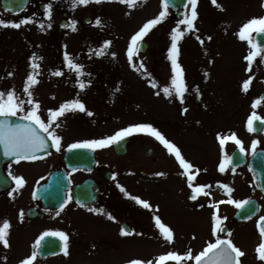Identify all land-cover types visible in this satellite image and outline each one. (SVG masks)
<instances>
[{
	"label": "rangeland",
	"instance_id": "374dc122",
	"mask_svg": "<svg viewBox=\"0 0 264 264\" xmlns=\"http://www.w3.org/2000/svg\"><path fill=\"white\" fill-rule=\"evenodd\" d=\"M48 3L53 4L51 20L45 12ZM217 5L212 0H198L194 29L189 32L186 26H180L185 35L178 43V63L183 68L188 88L183 103L175 95L169 97L163 93V87L170 85L173 75L168 55L171 32L178 23L170 10L144 37L148 51L134 57L137 66L142 61L147 71H135L127 57L131 37L148 20L158 16L162 10L161 0H138L133 7L120 0L99 3L90 0L87 5L76 7L72 0H33L26 11L15 16L3 13L0 8V18L5 20L33 17L36 21L19 29L0 27V91L14 87L17 95L27 99L23 87L31 71L30 58L35 54L43 58L37 61L39 83L32 89L33 98L40 103L42 119L47 122L48 109H58L68 100L79 98L86 106L85 112H69L59 119L60 126L55 128V133L62 137L59 152L54 149L51 156L38 163L20 162L10 166L11 173L23 176L26 183L22 186L15 183V188L9 192L12 195H0V221L11 222L10 246L0 243V264H20L37 251L36 241L46 231H63L68 235V254L63 251L60 256L45 261L36 262V259L34 264H127L132 259L157 264L158 257L170 251L183 255L190 250L195 256L207 243L214 242L212 217L204 208L195 211L196 204H188L183 196V185L187 186L186 193L192 189L174 152L170 153L147 133L130 135L132 141L123 157L114 154L113 144L94 150L103 169L104 188L103 201L94 208L104 209L115 220L103 213L79 209L69 202L59 215L57 212L48 214L50 219L45 218V222L25 221L28 220L26 211L35 201L37 187L54 166L61 165L69 144L111 136L120 129L141 123L152 124L179 148L184 159L194 166L190 170L195 176L194 185L211 186L205 189L208 195L200 194V199L211 201L212 212L227 218L223 226L228 227L231 235H220L231 239L245 253L240 257L241 264H263L256 248L262 240L257 223L264 216V195L258 191L248 167L235 172H231L230 167L224 173L219 171L223 153L217 134L235 133L243 142L247 156L252 155L253 141L259 142L256 150L264 148V135L257 137L247 128L253 111L264 118V103L255 109L252 107L264 94V51L253 63L252 71H246L244 57L250 49L247 41H241L237 35L245 22L264 17V0H217ZM190 11L189 6V15ZM86 18L90 19L89 23H85ZM97 18L102 21L99 26L95 24ZM63 20L67 25L77 21L76 30L71 26L62 27ZM39 23L45 27L41 29ZM49 23L51 28L47 27ZM196 36L201 37L203 44ZM209 36L211 40L207 39ZM104 41H111L106 54L95 56L94 51ZM65 51L84 66L83 76L77 77L67 67ZM57 70L63 75H54ZM8 73L14 75L8 76ZM250 76L253 79L245 92L242 84ZM78 80L85 81V89L79 88ZM149 81H154L158 87H152ZM87 111L93 115H87ZM16 116L22 117L23 113ZM236 148L239 146L234 141L226 142L228 155ZM148 149L153 150L151 157L145 156ZM154 158L158 159L157 164H153ZM105 171L116 174V179L107 182ZM78 175L73 182L88 176ZM217 182L229 184L232 192L229 194ZM117 185H122L128 195ZM132 196L148 201L152 207L144 208L131 199ZM251 198L259 201V216L243 224L235 223L238 208L227 201ZM220 201L224 203H218ZM211 204H218V209ZM157 215L173 230V241H166L160 234L154 220ZM123 222L131 227L127 235L121 234ZM53 228L57 229L51 230ZM166 264L177 262L169 260ZM181 264H195V261L184 260Z\"/></svg>",
	"mask_w": 264,
	"mask_h": 264
},
{
	"label": "snow or ice",
	"instance_id": "6c2138e0",
	"mask_svg": "<svg viewBox=\"0 0 264 264\" xmlns=\"http://www.w3.org/2000/svg\"><path fill=\"white\" fill-rule=\"evenodd\" d=\"M90 0H72L73 7L78 5H87ZM96 3L101 2V0H95ZM121 3L128 5L129 7L135 6L138 0H120ZM197 3L198 0H187L184 4V13L183 18L180 19L177 23V26L171 32V47L169 48L168 58L171 61L172 68V77L171 83L169 86L163 87V93L165 96H173L179 98L180 102H184L185 94L188 91L186 81L184 78V71L182 66L178 63L179 56V41L184 37L185 31L181 30V25L186 26L187 31H192L194 29V21L197 19ZM214 5H217V0H212ZM162 10L159 12L158 16L153 19L148 20L138 32H136L132 37L127 48V57L128 60L133 67V69L137 72H146L143 62L139 63V66L134 62V57L137 56L142 47V41L144 37L151 31L153 27L160 24L168 15L170 6V0H161ZM191 8L190 15L188 13V8ZM219 7V5H217ZM11 11V9H8ZM45 12L49 20L52 18L53 13V4L48 3L45 6ZM36 21L33 17H24L19 21L14 20H5L4 18H0V27H12L19 29L22 25H27L29 23H35ZM102 21L97 18L95 20V24L97 26L101 25ZM77 21H71L70 25H62V27L71 26L72 29L76 30ZM39 27L43 29L45 26L43 23H39ZM48 28L52 27V24L49 23L47 25ZM253 33L256 34V37L259 38L264 36V17H254L247 22H245L239 29L237 35L241 41H247L249 45L248 54L244 57L247 61V69L246 71L251 72L253 63L256 61L257 57H261L262 51H264V41L260 39H253ZM196 39L203 44V40L200 36H196ZM208 40H211L212 37H207ZM111 41H104L103 45L94 51L95 56H104L106 54V49L110 46ZM66 47V46H65ZM111 55L115 56V53H111ZM31 71L27 75L25 79V84L23 87V93L26 95L27 99L22 98L21 96L16 94L15 88H11L7 91H0V145L3 146V152L5 156L15 157L16 162L19 163L21 160H35L38 158L37 153H40L46 150L49 147V143L51 142V146L55 148L57 152L61 150L62 137L55 133V128L59 127V119L64 117L69 112H85L86 106L79 99H72L63 102L58 109H48V120L45 122L39 114L40 103L33 98V86L39 83L38 80V69L40 68V64L37 62L39 59H43L42 57H36L35 54L30 58ZM64 60L67 64V67L70 70H73L77 77H81L84 75V66L82 64L76 63L74 59L68 54L67 51L64 53ZM54 75L60 76L63 75V72L57 70L53 73ZM14 73H8V76H13ZM253 77H249L242 84V90L247 92ZM87 83H90L88 81ZM152 87H158V85L154 81H149ZM78 85L81 90L85 89L86 83L83 80H78ZM199 92V89H196ZM157 95L160 93L157 92ZM264 103V97H258L252 104V107L255 109ZM26 105H30L28 108ZM187 112V109H184ZM18 113H23L21 117L23 120L27 121V123L23 124H13L9 117H14ZM87 115H93L92 112L87 111ZM264 118L260 117L256 111H253L247 120V128L249 131H254V122L260 121ZM51 129V130H50ZM134 133H147L153 136L157 141H159L164 147L170 152L175 154L176 159L178 160L180 166L184 169L183 175L188 178V186L192 189L190 194V199L196 201L200 194L208 195L205 191L206 188H210V185H194L193 181L195 180V176L191 173V169H193V165L184 159L179 148L169 140L165 138V136L156 129L152 124L149 123H141L130 125L126 128L120 129L115 134L107 137H103L100 139H90L74 142L68 145V151H72L75 149H89L96 150L104 147H108L112 144L119 143L122 139L127 136H130ZM46 134V135H45ZM219 144L221 146V151L223 153V157L218 165L219 171L224 173L229 167L233 164V157L228 155L225 151V145L228 141H234L236 145L239 146L240 152H245V148L243 147V142L237 138L235 133L230 135H222L217 134ZM259 142L253 141L251 150L253 156L256 155V146ZM90 170V169H89ZM231 170L235 172V168L231 167ZM199 171V170H197ZM157 175H163V173H158ZM9 176H11L12 180L15 181L17 186H22L26 183L23 176H16L9 171ZM112 179H116V174H113ZM219 187L224 188L229 194L232 192V188L227 184H221L217 182ZM122 192H125L126 189L122 185H117ZM12 195V193H9ZM35 195V194H34ZM131 199L135 200L138 204L142 205L144 208L148 209L152 207L150 203L146 200L141 199L138 196H132ZM72 200L71 191L69 190L68 195L66 196L64 202L61 204V211L66 203ZM228 203L234 204L237 208H245L251 202L249 200H233L229 199ZM218 203H224V201H220ZM204 205H200L203 207ZM214 208L218 209V204L212 205ZM88 211L95 213H103L106 214L107 217L111 220H115L116 218L112 216L111 213H105V210L102 208H89ZM60 213L57 212L56 215ZM24 213L21 210L20 217L23 219ZM227 219L226 217H221L216 212L213 213L212 216V234L215 236L214 242L207 243V246L199 252V254L193 256L192 252L189 250L187 253L181 255L177 252L170 251L164 255H160L157 260V264H166L169 260H174L177 264H181L184 260H194L195 264H241L240 257L245 255V253L237 247L231 239L222 238L220 233L225 232V228L223 227V221ZM156 227L160 230V234L165 238L166 241H173L174 233L173 230L166 226L161 218L157 215L154 216ZM11 222L7 219L0 221V243L3 246L8 247L9 240L8 236L10 233ZM258 228L262 237L261 243L257 246L256 252L258 255V259L264 261V217L260 218V222H258ZM122 235L129 234L128 231L124 228L121 229ZM230 236L231 233L229 232ZM48 236L58 237L63 242V250L65 255L68 254V235L63 231H46L42 234L39 240L36 241V247L38 248L41 244V241ZM37 259V251L34 250L30 256L20 261V264H34V261ZM127 264H152V261L145 262L141 259H132L127 262Z\"/></svg>",
	"mask_w": 264,
	"mask_h": 264
},
{
	"label": "water",
	"instance_id": "95a60500",
	"mask_svg": "<svg viewBox=\"0 0 264 264\" xmlns=\"http://www.w3.org/2000/svg\"><path fill=\"white\" fill-rule=\"evenodd\" d=\"M2 9L10 13H20L27 6L29 0H1ZM187 0H170L171 9L183 10L184 4ZM11 9V11H8ZM183 12L180 11L177 17H182ZM256 39L264 41V36ZM0 119H3L0 117ZM9 120L13 124H23L27 121L23 119H17L14 117H9ZM254 132L257 135H262L264 133V122L262 120L254 122ZM130 142L129 137H125L120 141V143L114 146V150L118 155H124L127 152V144ZM52 149L51 142L49 147L37 153L38 158L46 156ZM150 151L147 152V155H150ZM233 164L231 167H240L247 164V159L240 149L236 150L233 155ZM16 161L15 157H8L4 155L3 146L0 145V191L5 190L11 186V181L6 177L3 172V165L6 163ZM66 167L74 171L76 169H84L91 171L95 165L94 153L88 149H75L68 151L65 156ZM249 166L256 178L259 189L264 192V151L260 150L256 152V155L253 156L249 161ZM111 174H107V178L110 179ZM70 188V183L68 181L66 170L57 171L50 176L48 182L39 187L37 191V199L43 202L44 207L51 209L61 208V204L66 198V192ZM73 198L78 204H92L96 202L99 198V190L94 184L93 181H86L82 185L75 186L73 189ZM251 203L241 208L236 214L235 218L237 221H246L250 218H253L257 215L258 206L256 200L250 201ZM123 227L128 229L124 224ZM62 250L61 240L57 237L48 236L45 237L40 245L39 257L44 258L48 256L57 255Z\"/></svg>",
	"mask_w": 264,
	"mask_h": 264
},
{
	"label": "flooded vegetation",
	"instance_id": "af4514ba",
	"mask_svg": "<svg viewBox=\"0 0 264 264\" xmlns=\"http://www.w3.org/2000/svg\"><path fill=\"white\" fill-rule=\"evenodd\" d=\"M93 173L96 174L97 178H101L100 176H101V173H102V168H97ZM182 188L185 191L186 186H182ZM194 202H196V201H194ZM31 205H32L31 207L35 208L36 210H39V211L43 212L42 211V206H41V204L39 202H37V201L36 202H32ZM207 206H208V204H207ZM45 212L46 213H50L49 211H44V213ZM46 213H45V215L43 214L44 218L47 216Z\"/></svg>",
	"mask_w": 264,
	"mask_h": 264
}]
</instances>
